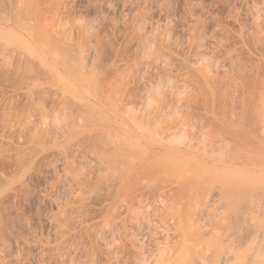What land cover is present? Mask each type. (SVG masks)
I'll return each mask as SVG.
<instances>
[{
	"label": "rangeland",
	"instance_id": "374dc122",
	"mask_svg": "<svg viewBox=\"0 0 264 264\" xmlns=\"http://www.w3.org/2000/svg\"><path fill=\"white\" fill-rule=\"evenodd\" d=\"M261 1L0 0V264H180L172 213L179 190L169 171L152 163L126 201L116 199L106 134L93 129L105 116L71 87L93 80L102 87L98 100L120 101L125 112L133 103L139 115L149 95L160 98L149 86L161 84L163 107L188 120L203 111L199 96L184 101L194 89L189 73L203 59L219 69L230 58L248 62L256 71L243 83L257 87L264 43L250 38L248 8ZM35 9L52 47L23 30ZM56 42L69 47H57L69 49L66 60L53 52ZM146 50L153 56L143 59Z\"/></svg>",
	"mask_w": 264,
	"mask_h": 264
},
{
	"label": "bare ground",
	"instance_id": "6f19581e",
	"mask_svg": "<svg viewBox=\"0 0 264 264\" xmlns=\"http://www.w3.org/2000/svg\"><path fill=\"white\" fill-rule=\"evenodd\" d=\"M252 5L248 8L254 26V35L250 33V38L255 43H264V0ZM33 16L31 23L23 25V30L25 28L31 36L32 43L38 41L45 46L50 42L52 47L51 34L47 33L46 37L47 31L44 33L41 25V10L35 9ZM19 24L22 28V23ZM52 37L51 40H55L56 36ZM243 38L239 41L244 42ZM55 44V51L50 48L57 54L62 45L69 48L64 43L61 47L57 42ZM36 48H30L34 50V56L30 51L32 57L39 54L40 48ZM64 51L59 55L66 60L61 55L68 56ZM144 53L143 59L153 56V51ZM212 61L203 59L192 71L190 69L189 78L194 89L185 91L184 101L192 104L196 95L199 96L203 111L188 120L181 119L176 108L163 107L165 97L161 84L149 86L154 87L156 94L161 93L160 98L149 95L151 99H146L151 102H145L146 112L139 115L130 111L133 103L125 112L120 101L98 100L102 87L93 80L89 79L85 84L77 81L71 88L74 95L82 94L80 99L85 103L92 97V104L105 116L104 123L93 129L106 134L108 155L103 159L119 179V185L115 187L116 199L125 202L136 176L152 163L159 162L162 169L169 171L179 190L178 204L172 213L181 235L180 264H264V55L262 67L260 61L257 62L263 76L255 80L256 88L243 83L255 68L250 66L249 71L247 61L245 65L243 62L238 64L230 58L229 66H226L222 64L228 61L226 59L221 63L223 67L220 66V69L226 66L222 72L219 65H215L217 61ZM81 74L84 75L83 67ZM148 108L154 111L151 113Z\"/></svg>",
	"mask_w": 264,
	"mask_h": 264
}]
</instances>
